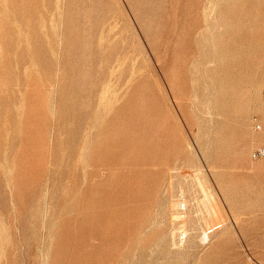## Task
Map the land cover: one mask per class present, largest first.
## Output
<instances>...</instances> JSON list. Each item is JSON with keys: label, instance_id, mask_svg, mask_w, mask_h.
Returning <instances> with one entry per match:
<instances>
[{"label": "rangeland", "instance_id": "374dc122", "mask_svg": "<svg viewBox=\"0 0 264 264\" xmlns=\"http://www.w3.org/2000/svg\"><path fill=\"white\" fill-rule=\"evenodd\" d=\"M260 147L264 0H0V264H264Z\"/></svg>", "mask_w": 264, "mask_h": 264}, {"label": "bare ground", "instance_id": "6f19581e", "mask_svg": "<svg viewBox=\"0 0 264 264\" xmlns=\"http://www.w3.org/2000/svg\"><path fill=\"white\" fill-rule=\"evenodd\" d=\"M254 138H255V137H254ZM196 182H198V181H196ZM199 182H200V181H199ZM199 184H201L200 186L202 187L203 190H206L205 187L203 186V184H202L201 182H200ZM199 184H198V185H199ZM200 190H201V189H200ZM206 192H207V191H206ZM208 194H209V193H208ZM211 194H212V193H210V195H211ZM193 196H194V195H193ZM212 196H213V195H212ZM212 196H211V197H212ZM208 197H209V196H208ZM214 197H215V196H214ZM191 199H192V198H191ZM203 199H204V197H203ZM213 199H214V198L212 197L211 200H213ZM194 200H195V198H194ZM213 201H214V200H213ZM198 202H199V200H198ZM187 203H188V202H187ZM199 203H200V202H199ZM181 204H182V202H181V203L179 202V207H181ZM184 204H185V205H184V206H185L184 208L186 209V203L184 202ZM209 205H210V204H209ZM211 206H212V205H211ZM207 207H208V206H207ZM200 208H201V207H200ZM211 208H214V206L211 207ZM198 209H199V208H198ZM208 209H210V208L208 207ZM208 209H207V210H208ZM214 209H215V208H214ZM202 210H203V209H202ZM215 210H216V209H215ZM203 211H204V210H203ZM212 211H214V210H212ZM191 212H193V211H191ZM208 212H209V210H208ZM208 212H207V213H208ZM185 214H186V213H185ZM190 214H191V213H190ZM190 214H188V216H189ZM197 214H198V213H197ZM197 214H196V215H197ZM209 214H210V213H209ZM215 214H217V213H214V212H213V216H215ZM191 216H192V214H191ZM183 217L185 218V215H180V216L177 215V218H182V219H183ZM196 218H197V217H196ZM185 220H186V219H185ZM187 220H188V218H187ZM205 221H206V220H205ZM192 223H193V222H192ZM208 223H209V221H208ZM195 224H196V223H195ZM184 227H185V226H184ZM190 228H191V227H190ZM187 230H188V229H187ZM187 230H186V229H182V231H181V234L183 235V236H182V239H183L184 237L186 238ZM191 230H192V229H191ZM204 231H206V233L204 234L203 239H208V233H207V230H204ZM182 241H183V240H182ZM184 241H185V240H184ZM204 241H205V240H204Z\"/></svg>", "mask_w": 264, "mask_h": 264}, {"label": "built area", "instance_id": "2783aa9c", "mask_svg": "<svg viewBox=\"0 0 264 264\" xmlns=\"http://www.w3.org/2000/svg\"><path fill=\"white\" fill-rule=\"evenodd\" d=\"M253 158H262L264 157V147H260L252 152Z\"/></svg>", "mask_w": 264, "mask_h": 264}]
</instances>
